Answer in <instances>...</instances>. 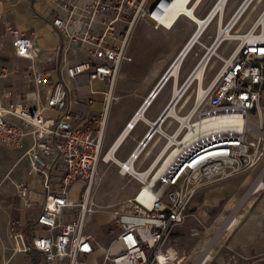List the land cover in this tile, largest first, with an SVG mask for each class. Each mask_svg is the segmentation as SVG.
Returning <instances> with one entry per match:
<instances>
[{
  "label": "built area",
  "instance_id": "2783aa9c",
  "mask_svg": "<svg viewBox=\"0 0 264 264\" xmlns=\"http://www.w3.org/2000/svg\"><path fill=\"white\" fill-rule=\"evenodd\" d=\"M42 1L51 2L55 11L66 12L64 17L57 14L51 23L62 37V47L67 42L69 58L59 65L58 80L51 84L43 70L30 66L28 81L37 87L34 107L23 100L0 105V146L22 148L26 136L31 140L22 154L29 162V182L17 186V195L25 208L38 203L31 196L35 184L42 196L40 210L30 222H10L11 255L37 252L43 264H92L90 257L94 264H181L184 254L164 245L171 229L188 220H204L217 201L210 190L212 185L258 170L264 160V7L245 32L230 33L244 9L236 18L233 15L219 23L218 31L227 29L230 35L219 37L217 31L187 79L193 81L192 73L204 60L209 65L211 59H219L220 66L203 85L201 95L195 94L188 110L180 114L175 109L176 115L170 116L174 128H161L159 135L166 139L158 151L166 147L161 171L148 183H141L135 194L114 210L118 231L110 245L99 247L85 226L95 213L90 190L103 159L107 108L118 99L112 91L114 80L121 61L130 60L125 48L134 22L147 18L158 27L152 13L163 0ZM7 29L16 56L29 61L39 57L41 50L33 32L12 26ZM226 40L236 44L224 56L217 49ZM81 76L88 84L107 82L102 113L85 120L72 109L79 102L68 99L67 91L68 82ZM44 87L49 91L42 98ZM91 101L87 98L88 103ZM46 110L52 114L44 115ZM213 123H227L230 130L199 138L214 130ZM149 139L145 143L140 140L125 159L131 161V168H135ZM78 178L86 184L80 199L73 200L66 188ZM3 264L14 263L7 259ZM252 264H264V257Z\"/></svg>",
  "mask_w": 264,
  "mask_h": 264
},
{
  "label": "crops",
  "instance_id": "0c3cea01",
  "mask_svg": "<svg viewBox=\"0 0 264 264\" xmlns=\"http://www.w3.org/2000/svg\"><path fill=\"white\" fill-rule=\"evenodd\" d=\"M82 1L83 0H76V3H81ZM203 1L204 0H191L188 5L193 8L194 15L199 20L204 19L210 12L211 8L215 6L219 0H206L207 3L205 2L204 4ZM243 1L244 0H223V3L218 9H216V13L213 17L200 26V29H202L200 34L194 36L189 49L183 56L182 60L176 64L169 79H167L161 86L145 110L142 112L139 111L141 117L135 121H131L133 123L132 129L122 134L124 137L115 150V152L118 151L120 156L118 161L125 162L124 160L139 141L142 140L147 132L146 130H148L150 125L158 118L174 93L177 92V89L188 80L187 77L204 54L205 49L212 44L213 39L217 34L219 23L224 24L223 17H225V22H227L240 8ZM252 2L253 0L246 5L242 13L243 15L246 11L245 21L250 22V24L256 19L260 12H258L256 5H253L252 7L250 6ZM201 4H203L202 7ZM217 6L218 5H216V7ZM57 14L64 17L66 12L64 10L55 11L49 1L0 0V105L23 100L27 106L34 107L36 104L35 91L37 90V87L32 82L28 81L27 74L30 72V66L43 70L46 73L50 84L58 80V67L59 65L65 64L69 55L65 49L67 42L65 41L62 47V37L51 23L52 19ZM215 17H217L216 22H214ZM198 25L199 24L196 20L185 15H179L167 28H161L159 26L154 27L153 24L144 21V18H139L134 22L130 33L131 38L129 37L125 48V56L129 57L130 60H122L118 67L112 90L113 94L117 96L118 99L114 102H110L104 120L102 146L103 144L107 147L109 146L107 151L111 146L117 143L122 136L119 137L122 132L120 130L121 123H125L130 116V119L133 118L134 114L142 105L140 104L137 107L141 96H143L150 87L154 88V85L157 82L154 76L146 77V71L149 68L147 62L151 59H159V54L162 55L164 53V45L169 48L167 50L168 58L174 54L172 58L173 61L193 33L197 30ZM8 26L16 27L23 32H33L35 34L34 42L41 50L38 58L29 61L14 54L11 45V36L7 29ZM194 45L204 47V51L202 53L195 51L193 47ZM193 50L194 59L192 64L189 69H187V72L183 73L181 72V66L185 56ZM195 72L193 76L194 81L196 82L195 92L197 93L199 84L202 85L204 73L202 72L201 78L197 79ZM120 80H124V83H121ZM193 82H188L189 87L186 88V90L190 88ZM116 83L117 88H115ZM125 83L128 85L135 83L137 85V90H135L133 99L126 107L123 109H117L113 104H116L121 97L126 96L128 89L125 88ZM67 85L68 99L75 98L77 102H79V106L72 105V109L75 112H78L77 114L79 116L84 117L83 120L102 113L104 108L103 92L107 89L106 81H94L88 84L86 78L81 76L77 80L69 81ZM152 89H150L147 94H149ZM186 90L176 105L171 106L168 116L146 143L143 152L149 151L147 150L149 143L155 139V134L159 133L161 127H165V123H169L168 126H170L171 122H169L168 119L170 116L176 115L175 109L180 108L187 103L189 95L185 96ZM48 91L49 87L41 88L42 98L47 96ZM164 92L166 95L159 107V97ZM87 98H91V103L87 102ZM153 106L154 108L152 110ZM43 113L44 115L52 114L50 110L43 111ZM134 129L137 130V132L134 134L132 141L124 150H121L122 145ZM157 142L158 138L154 140V144ZM30 143L31 140L29 136H26L23 140V147H28ZM23 147L12 148L0 146V264H3L7 259H10L14 264H43L42 256L37 252L11 255L9 237L10 222L15 219L20 220L22 223L30 222L38 214L42 198L39 192V187L36 184L34 185V192H31V196L38 200V203L34 207L25 208L23 206V201L20 200L17 195V186L24 181L29 182V178L26 176L29 162L27 157L22 156ZM161 152L156 156L153 163L160 157ZM153 163L149 167H145L146 169L144 170H149L153 167ZM134 170L136 169L134 168ZM262 205L263 207L259 213L264 216V201H262ZM261 230H264V228ZM246 250L247 247L243 246L242 249H234L232 252L234 251L242 257H247L252 254L263 252L264 244L260 246L257 253L251 251L249 254H246ZM237 264L241 263L238 262Z\"/></svg>",
  "mask_w": 264,
  "mask_h": 264
},
{
  "label": "rangeland",
  "instance_id": "374dc122",
  "mask_svg": "<svg viewBox=\"0 0 264 264\" xmlns=\"http://www.w3.org/2000/svg\"><path fill=\"white\" fill-rule=\"evenodd\" d=\"M205 2L207 3V1L204 0L203 4ZM150 4L151 1L148 2L146 6L147 9H149ZM203 4H201V7ZM253 5L257 6L259 12L264 7V0H253L250 6L252 7ZM217 17H215L214 22H216ZM245 19L246 11L243 15H241L240 19L234 25L230 33L245 32L250 26V22H246ZM144 21H148L153 24V26L155 24L147 18H144ZM223 23H225V17H223ZM235 44L236 41L226 40L219 46L217 53L225 56L235 46ZM193 47L194 50L199 51V53L204 51V47L200 45H194ZM168 49L169 48L164 45V53L162 55L159 54V59H151L147 62L149 68L146 71V77L154 76L157 82L159 81L163 73L170 65L174 55L173 54L170 58H168ZM194 50L185 56L181 66V72L186 73L187 69L191 66L194 59ZM219 66V59H211L204 72L202 85L206 84L210 80ZM120 82L124 83V80H120ZM195 85L196 82L192 83L190 88L186 90L185 96H189L187 103L180 108H177L180 114L184 113L191 107L196 94ZM115 88H117V83L115 84ZM125 88L128 89L126 96L121 97L116 104H113V106L117 109H123L131 102L134 92L137 90V85L135 83H131L129 85L126 84ZM152 88L153 87H150L147 92L141 96L137 107L140 104H143L146 97L149 96V94H147L148 91ZM165 95L166 93L164 92L159 97V107L161 106ZM154 106L152 107V110ZM129 119H127L125 123H121V131L124 129L125 124ZM168 120L171 122L170 126H168L169 123H165V127H161L162 130L170 131L174 128V121L171 118ZM136 132L137 130L135 129L131 131L127 140L122 145L121 150H124L129 145ZM156 138H158V142L154 144V140ZM155 139L149 143L147 147V150L149 151H144L137 161L135 165V169L137 171H142L145 167H147L158 154V151L166 143V139L160 136L159 133L155 134ZM108 147L103 144L101 157H103L106 153ZM119 157L118 151H116L115 158L119 160ZM260 182H264V160L260 164L258 170H254L248 174L221 180L212 185L210 190L217 201L210 214L199 223L188 220V222L186 221L184 224L172 228L164 245L173 247L179 253L184 254L185 257L181 264L196 263L198 256L202 252L205 253L208 251V248L212 256V260L210 262L211 264H224L232 250H240L243 246L247 247L246 254H249L251 251L257 253L260 246L264 244V230H261L264 228V216L259 213L263 207L262 201H264V190L258 191V187L261 184ZM85 184V180L81 178L76 179L67 186V196L73 200L80 199ZM140 185L141 182H138L128 173H124L123 170H120L119 165L115 162L111 160L103 161L100 159L90 190V203L93 205L95 213L87 219L85 226L86 233L93 236L99 247H107L115 238L118 227L113 221L112 213L114 210H117L119 206L128 198L133 196ZM241 214L242 217L240 224L228 232V226L234 217H238ZM88 260L90 263L94 264L92 257ZM238 262L241 264L243 262L244 264V260L242 259Z\"/></svg>",
  "mask_w": 264,
  "mask_h": 264
},
{
  "label": "bare ground",
  "instance_id": "6f19581e",
  "mask_svg": "<svg viewBox=\"0 0 264 264\" xmlns=\"http://www.w3.org/2000/svg\"><path fill=\"white\" fill-rule=\"evenodd\" d=\"M191 0H163L159 3V5L156 7V9L153 11L152 13V17L155 19V21L158 23L159 27H164V28H167L169 27L173 21L179 16V15H185V16H188L189 18L193 19V20H196V22L199 24L198 27H197V30L193 33V35L191 36V38L188 40V44L186 43L185 46L182 48V50L180 51V53L178 54V56L172 61V67L170 68V75L172 74V71L173 69L175 68L176 64L179 63L183 56L185 55V53L187 52V50L189 49L193 39H194V36L197 34H200L201 30L200 29V26L202 24H205L204 22L207 20H210V19H202V20H199L195 17L194 15V12H193V8L192 7H189V3H190ZM223 3V0H219L217 2L216 5H218L216 7V5L214 6V11L216 9L219 8V6ZM236 18V17H235ZM240 19V18H239ZM237 19V21L239 20ZM236 21V23H237ZM263 22V21H262ZM235 23V24H236ZM234 24V25H235ZM234 27V26H233ZM230 35V33L227 31V29H224V30H219L218 31V35L219 37H226V35ZM213 51V47L210 49L209 52ZM170 64V65H171ZM169 65V66H170ZM208 64L205 65V60L202 61L195 69V76L197 77V79H200L201 78V75H202V72L204 73L206 67H207ZM168 66V68H169ZM167 68V69H168ZM166 69V70H167ZM176 70V69H175ZM194 72L192 73L191 77L190 78H193V81H194ZM165 73V72H164ZM163 73V74H164ZM162 77V76H161ZM169 79V78H168ZM190 80V79H189ZM189 80L187 82H189ZM192 81V82H193ZM195 82V81H194ZM193 82V83H194ZM157 84V83H156ZM191 84V83H190ZM155 87V86H154ZM189 87V85L187 86V88ZM154 89V88H153ZM152 89V90H153ZM186 89V88H185ZM202 89H203V85H200L199 84V88L197 90V93L196 95H198V97L201 95V92H202ZM152 92V91H151ZM150 92V93H151ZM149 93V94H150ZM176 94V93H174ZM181 91L177 93L176 95V98L179 97L181 95ZM155 96V95H154ZM153 96V97H154ZM149 101V98L147 97L145 99V101ZM152 100V99H151ZM145 101L143 102V104L139 107L138 111L134 114L133 118H131L128 122V126L125 125L124 129L122 130L121 134L119 135V137L125 133L126 131L128 130H131L132 129V126H133V123L131 121H135L137 119H139L141 117V114L139 111H144L145 108L147 107V105L149 103H145ZM171 106L173 105H170L169 109L171 108ZM169 110L167 111V116H168V113ZM221 122H225V121H221ZM160 126H156V129H155V132L156 130L159 128ZM212 127H213V131L209 132V133H203L199 136V138H204L205 136H207L208 134L210 133H214V132H219V133H224V132H228L230 130V128H228V124L227 123H223V124H217V123H213L212 124ZM215 127H217L215 129ZM127 134V133H126ZM118 137V138H119ZM124 137V135H122L119 140L117 141V143H115L113 146H111V148L103 155V161H108V160H111L113 162H115L116 164H118L119 166H124L125 168H127L128 170L124 171V173H128L130 176H132L134 179H136L138 182H141V183H148L150 178H156L158 173L161 171L159 170V166L160 164L163 162L164 160V152H165V149L166 147H164V149L162 150L161 152V155L160 157L155 160V162L153 163V167H151L149 170H142V171H137V170H134V168H131L130 164H131V161H125V162H120L118 161L116 158H115V150L119 144V142L122 140V138ZM117 138V139H118ZM151 165V163H150ZM150 165H148L147 167H149ZM146 167V168H147ZM145 168V169H146ZM260 186L258 187V191L260 190H264V182H260ZM114 213L115 211L112 213V215L114 216ZM241 217H242V214L240 216H236L234 217V219L232 220V222L230 223V225L228 226V232L231 231L233 228L237 227L240 222H241ZM170 252H171V255L174 256V252L175 250L173 248L170 249ZM264 257V251L261 252V253H257V254H252V255H249L247 257H242L241 255L235 253V252H231L229 253V256L227 257V259L225 260V264H237L239 260H244V264H252L254 261L260 259V258H263ZM212 260V256H211V252L208 248V251H206V253L204 254V256L202 257V259L198 260L195 264H209Z\"/></svg>",
  "mask_w": 264,
  "mask_h": 264
},
{
  "label": "water",
  "instance_id": "95a60500",
  "mask_svg": "<svg viewBox=\"0 0 264 264\" xmlns=\"http://www.w3.org/2000/svg\"><path fill=\"white\" fill-rule=\"evenodd\" d=\"M251 0H244L243 3L241 4L240 8L236 11V13L234 14V17L239 15V13L246 7V5L250 2ZM152 9V8H150ZM216 13V10L214 11V6L213 8L210 10V12L207 14V16L204 19H211L213 17V15ZM189 43V42H188ZM187 43V44H188ZM181 54V53H180ZM172 67V64L169 66V68L165 71V73L162 75V77L159 79V81L157 82V84L155 85L154 89L152 90V92L149 94L148 98L149 101H145V103H149L151 101V99L153 98V96L158 92V90L161 88V86L166 82V80L169 78L170 76V68ZM188 80H186L178 89L176 94H174L171 98V100L169 101V103L167 104V106L164 108V110L160 113V115L158 116V118L150 125L148 131L146 132L144 138L142 139V143H145L149 137H151L153 135V133L155 132L156 126H159L161 124V122L165 119V117L167 116V111L169 110L170 105H173L175 100H176V95L178 92L181 91V93L185 90V88L188 85Z\"/></svg>",
  "mask_w": 264,
  "mask_h": 264
},
{
  "label": "trees",
  "instance_id": "16d2710c",
  "mask_svg": "<svg viewBox=\"0 0 264 264\" xmlns=\"http://www.w3.org/2000/svg\"><path fill=\"white\" fill-rule=\"evenodd\" d=\"M150 21H152L151 19H150ZM153 22V21H152Z\"/></svg>",
  "mask_w": 264,
  "mask_h": 264
}]
</instances>
